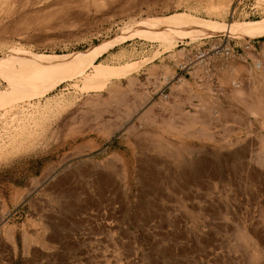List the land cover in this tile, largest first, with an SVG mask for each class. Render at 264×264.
I'll list each match as a JSON object with an SVG mask.
<instances>
[{"label":"rangeland","instance_id":"rangeland-1","mask_svg":"<svg viewBox=\"0 0 264 264\" xmlns=\"http://www.w3.org/2000/svg\"><path fill=\"white\" fill-rule=\"evenodd\" d=\"M260 27L264 0H0V264H264ZM229 39L248 127L214 151L211 105L133 76L184 48L213 76Z\"/></svg>","mask_w":264,"mask_h":264},{"label":"crops","instance_id":"crops-1","mask_svg":"<svg viewBox=\"0 0 264 264\" xmlns=\"http://www.w3.org/2000/svg\"><path fill=\"white\" fill-rule=\"evenodd\" d=\"M247 41L230 40L240 57L227 64L218 63L215 68L213 66V70L216 71L213 76H208L210 67L207 66L197 67L187 72L180 71L178 62L190 53V50L184 48L166 53L159 60V64L152 65L150 68L142 67V71L135 73L133 78L138 84H143L142 80L144 83H151L155 98L160 97L162 91L167 88V85L164 86L165 82H168L171 84L168 87L174 94L172 95L173 103L185 104L189 112L196 109L194 106L201 105L200 110L197 108V111L201 112L204 107L208 108V105H211V114L209 112L202 114V119L206 122L211 116L213 117L212 127L206 122L202 124L204 132L206 129L210 130L208 134H204L203 138L211 136L213 143H209V146H213L212 149L217 151L224 145V140L226 142L235 140L238 132L243 133L248 127L246 122L248 120V49L244 46ZM253 43L257 48L264 49V44ZM169 72H171L170 75H168ZM214 113H217V118L213 116ZM204 139L202 144L206 142Z\"/></svg>","mask_w":264,"mask_h":264},{"label":"bare ground","instance_id":"bare-ground-1","mask_svg":"<svg viewBox=\"0 0 264 264\" xmlns=\"http://www.w3.org/2000/svg\"><path fill=\"white\" fill-rule=\"evenodd\" d=\"M247 33H250L252 36H255V37H259V36H264V27H260V28H254V29H251L249 32L247 31ZM246 48L248 49V46H246ZM105 47H101L99 49L96 50V52H101V51H104ZM216 51L217 53H221V56L223 58V60L225 61H229L233 54H234V51L230 48H224V47H217L216 49H213L212 51ZM95 53V52H94ZM191 64V63H190ZM259 66V65H258ZM188 68V67H187ZM181 71H186V66H181ZM118 91V90H117ZM117 95V93H116ZM237 96V95H235ZM115 98V97H114ZM149 99V98H148ZM262 106V105H261ZM263 107V106H262ZM261 109V108H260ZM264 109V108H263ZM140 115V114H139ZM135 116V115H134ZM189 126V125H188ZM197 133V132H196ZM194 134V133H193ZM196 135V134H195ZM174 154V153H173ZM173 156V155H172ZM178 159V158H177ZM203 160V159H202ZM176 161V160H174ZM204 161V160H203ZM149 165V164H148ZM183 166V165H182ZM143 167V166H142ZM97 169V168H96ZM186 170V168H184ZM193 169V168H192ZM190 170V169H189ZM147 171V170H146ZM200 171V170H199ZM86 172V171H85ZM189 172V171H188ZM191 172V171H190ZM149 173V172H148ZM107 174V173H106ZM146 174V173H145ZM183 174V173H182ZM198 174V173H197ZM100 175V174H99ZM104 178V177H103ZM47 180V179H46ZM49 180V179H48ZM62 182V181H61ZM57 187V186H56ZM57 190V189H56ZM59 190V189H58ZM30 192V191H28ZM54 193V192H53ZM56 193V192H55ZM72 194V192H71ZM26 195V193H25ZM64 196V195H63ZM72 198V197H71ZM69 201V200H68ZM62 204V203H61ZM59 205V204H58ZM65 208V207H64ZM27 238V237H26Z\"/></svg>","mask_w":264,"mask_h":264}]
</instances>
